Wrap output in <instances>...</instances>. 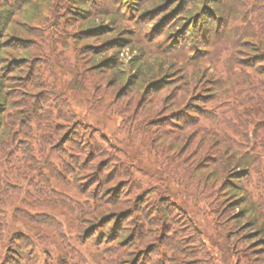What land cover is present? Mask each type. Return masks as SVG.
Wrapping results in <instances>:
<instances>
[{
	"label": "trees",
	"instance_id": "16d2710c",
	"mask_svg": "<svg viewBox=\"0 0 264 264\" xmlns=\"http://www.w3.org/2000/svg\"><path fill=\"white\" fill-rule=\"evenodd\" d=\"M26 1L0 0V250L7 249L4 254L5 264H49L50 254L43 241L61 240L58 243V262H62L64 255L75 253L68 247V240L63 234L66 228L63 223H73L75 226L72 229H77V240L81 243L87 235H96L95 243L100 248L93 243L97 248L93 257L99 264H117L122 256V244L126 241L121 240L123 234H116L121 227L106 232L110 242L105 246L98 241L96 234L99 231L100 235L104 230L96 231L91 227L83 232L80 230L86 214L95 211L101 203L99 199H91L88 193H84L83 184L78 179L79 172L82 171L81 162L86 161L84 155L94 153L95 148L75 143L69 144L68 151L63 145L45 151L46 142L42 137L36 135L25 144L24 129L21 126L14 129L15 124L10 121L14 120L17 111L10 112L13 113L12 120H4L12 105L11 97L17 94L16 79L21 75L27 77L30 68L25 65L29 63V59H33L38 49V45L34 43V37L39 36V33L34 32L36 16L32 15L33 19L30 20L23 14H28L26 9L31 8L34 2ZM74 1L76 2L72 4V0H67L77 16L71 18L72 25H82L77 33L85 35L77 37L75 41L84 43L83 46H94L92 42L104 39L102 44L93 47L92 56L99 58L96 62L93 61V67H99L97 69L103 76L111 77L110 83L122 80L117 89L118 94L123 89V95H128L123 106L126 107L135 100V113L138 105L144 108L145 116L135 122L131 121V116L124 117L127 128L143 119L142 125L147 120L158 119L148 118L155 113L157 107V102L150 100L155 93L170 87L171 83L168 84V81L173 79L167 78L169 74L184 69L185 65L198 69L204 60L214 64L224 63L220 75L210 86L206 85L208 80L203 79L204 72L201 69L192 76L183 74L181 84H177L183 88L176 93L171 92L172 97L164 104L170 110L175 108L170 114L180 122L192 119L195 123L197 120V129L203 131L202 135H212L220 141L211 142L212 147L204 157L203 167L206 179L212 185L219 186L217 192L221 201L226 193L230 202L226 205L222 202L223 206L217 210L220 205L207 197L206 190L209 186L204 180H200L197 174L200 170H197L196 164L180 160L177 166L167 170H174L175 173L172 174L176 179L190 183L198 196V202L204 203L201 207L203 212H219L230 205L235 212H242L239 217L231 219L232 224L227 229L226 236L229 238L232 234V238L235 236L238 242L241 240L242 250L252 246L253 252L264 251V48L260 46V49L255 50L258 46H251L249 40L264 35V8L252 0H244L247 10L241 7L235 10L230 5L231 0H214V7H221L222 14L214 15L210 8L204 7L197 17L196 0L194 4L192 0H95L101 6L97 13L91 12L92 8L86 4L94 0H82L85 8H82L83 4H78L80 0ZM187 5H193L192 8H196V11L185 13ZM101 12L106 13L104 15L118 16L129 28L119 27L113 19L108 24L97 22L96 16ZM178 12L185 13L186 20L173 27L181 17ZM22 16L25 17L24 20L20 19ZM230 16L232 20L228 23L239 24L228 29L227 18ZM189 19L192 20L187 25ZM167 20L170 23L165 27L168 25ZM151 22L154 25L149 26ZM64 23L68 24L67 20ZM126 30L132 31L129 36L132 42L130 45L118 37ZM228 30L232 31L229 33ZM133 33H136L134 42ZM257 34L260 36H256ZM107 35L111 36L104 38ZM215 36L217 38L214 39ZM133 44L140 48L137 52L143 56H134L132 73L128 78L119 57V49L131 46L130 49L136 50ZM257 44L264 46L261 40ZM111 49L115 51L112 54L109 52ZM146 58L151 63L144 62ZM159 70H164L165 73L156 75ZM199 82L202 83L200 90H211L204 95L195 96L197 98L193 101L196 103L189 104V100L185 98L194 95L190 93ZM95 86L91 83L92 89H98L99 85ZM100 98L102 97H98ZM165 107L162 104L158 111ZM34 109L32 107V112ZM23 118L24 116L21 120ZM157 126L158 131L165 135L159 130V123ZM75 135L78 134H74V139ZM176 137L182 141L178 142L179 151L188 145L183 141L192 140L184 138L180 133ZM100 182L101 180L96 185ZM111 183L112 186H108L106 191L116 186L113 181ZM44 193L48 197L47 201L42 198ZM31 200L35 202L30 203ZM245 216L246 222L243 221ZM104 220L107 222L109 218L105 217ZM246 223L248 227L240 231ZM7 233H10L9 237L6 236ZM37 235L42 236V240L34 238ZM192 237L194 236H186L187 239ZM92 242L94 240L86 239L85 244ZM227 248V244L222 246V251L226 258L233 260ZM104 254L112 257L107 260ZM257 258L264 259L262 256L254 257Z\"/></svg>",
	"mask_w": 264,
	"mask_h": 264
},
{
	"label": "rangeland",
	"instance_id": "374dc122",
	"mask_svg": "<svg viewBox=\"0 0 264 264\" xmlns=\"http://www.w3.org/2000/svg\"><path fill=\"white\" fill-rule=\"evenodd\" d=\"M28 1L34 3L31 4V8L26 9L28 14L25 12L23 14L30 20L33 19L32 15L36 16L34 32L39 33V36L34 37V43L38 45V49L33 59H29V63L25 65L26 68H30L27 77L21 75L16 79L17 94L11 97L12 105L4 120H12L13 113L10 112L17 111L14 120L10 121L15 124L14 129L17 130L19 126L24 129L25 144L36 135L42 137L46 142L45 151L59 145L65 146L64 149L68 151L69 144L75 143L84 147L92 145L95 148L94 153L84 155L86 161L81 162L82 171L79 172L78 179L83 184L84 193H88L91 199H99L101 203L95 211L86 214L81 232L90 227L96 231L104 230V233L98 235L99 231H97L96 234L98 241L103 242L102 245L105 246L110 242L106 232L121 227L116 234H123L121 240L126 241L122 244V256L117 264H264V259H254L255 256L264 257L263 250L253 252L252 246L242 250L241 240L238 242L235 236L232 238V234L229 235L230 239L226 236V231L232 224L231 219L239 217L242 212H235L231 205L220 210L222 212H203L201 207L204 203L198 202V196L190 187V183L176 179L172 174L175 173L174 170H167L169 167L177 166L180 160L196 164L197 170H200L197 172L200 180H204L209 186L206 190L207 197H211L215 204L220 205L217 210L223 206L222 202L225 205L230 202L226 193H223L224 197L221 201L217 192L219 186L212 185L206 179V171L203 167L205 166L204 157L208 155L207 151L212 147L211 142L220 141L212 135H202L203 131L197 129V126L199 127L197 120L195 123L192 119L186 120L189 122H180L170 114L175 108L170 110V107L164 104L172 97L171 92L176 93L183 88L182 85H177L181 84L183 74L192 76L199 73L201 69L204 72L203 79L208 80L206 85L210 86L220 75V69L224 67V63L214 64L204 60L198 69L185 65L184 69L169 74L167 78L173 79L168 81V84L171 83L170 87L163 92L155 93L156 95L150 100L157 102V107H155V113L148 118L158 119L147 120L143 125L144 119L140 120L128 127L129 131H127L124 117L131 116V121L135 122L145 116V111L141 105H138L135 113V100L128 106H123L127 102L125 99L128 95H123V89L118 94L117 89L122 80L120 79L121 82L118 83L114 81L110 83L111 77L103 76L97 69L99 67H93V61L96 62L99 59L97 56H92L93 47L102 44L104 39L92 42L94 46H83L84 43L75 41L77 37H85V35L77 33L82 25H72L71 18L77 16L67 0H27L26 2ZM213 1L196 0L197 17L200 11L203 12L204 7L210 8L214 15L222 14V8L217 9V5L214 7ZM252 1L264 8V0ZM75 2L72 0V4ZM80 3L83 4L82 8H85L82 0L78 1V4ZM98 3L94 0L86 4L92 8L91 12L97 13L101 8ZM192 3L194 4V0ZM230 5L235 10L237 7L247 10L244 0H231ZM192 6L187 5L185 13L190 14L196 11V8ZM185 13L178 12V16L181 17L175 21L173 27L186 20ZM104 14L106 13L101 12L99 16H96V21L108 24L113 19L119 27L129 28L128 24L120 20L118 16ZM24 16L20 19L24 20ZM226 16L225 12L224 17ZM65 20L68 24L64 23ZM191 20L189 19L186 24L188 25ZM227 20L228 29L235 28L239 24L228 23L232 20L231 16ZM166 23L168 25L165 27L169 26L170 20ZM152 25L154 22L149 24V26ZM131 34L132 31L126 30L118 37L122 39V42H128L130 45L132 44L129 37ZM135 34L133 33V42ZM110 36L107 35L104 38ZM261 36L249 39L251 46H258L255 50L264 48L261 44H257L259 40L264 42V35ZM134 46L136 50L130 49L131 46L128 48L123 46L119 49V57L122 59L124 72L128 78L132 73L134 56H138L137 58L143 56L142 53L137 52L140 48ZM109 52L112 54L115 51L111 49ZM143 61L151 63V60L147 58ZM163 73H165L164 70H159L156 75ZM91 83L92 86L99 85L98 89H92ZM201 84V82L199 85L195 84L194 91L190 93L194 95L191 98H185L189 100V104L196 103L193 101L194 98L211 90H200ZM175 86L178 87L175 88ZM173 88H175L174 91H172ZM98 97L102 98L98 99ZM162 104L166 107L159 112L158 108H161ZM118 106H120L119 110ZM32 107L35 108L34 112L31 110ZM22 116H24L23 120H21ZM164 120L167 122L164 123ZM158 123L160 127L164 126L159 127V130H162L165 135L156 128ZM179 133L186 139L192 138L190 142L183 141L188 145L181 151H179L178 142L182 143V141L176 137ZM74 134H78L75 135V139ZM202 169L204 171H201ZM99 180L101 182L96 185ZM112 181L116 186L106 191L108 186H112ZM42 195V198L47 201L46 194ZM34 202L30 201V203ZM228 209L232 211L229 212ZM105 217L109 218L107 222L104 220ZM244 218L242 220L246 222V216ZM63 225L66 226L63 234L68 240V247L75 253L64 255L65 259L58 262V243L62 241L45 240L43 244L50 254L49 264H99L93 257V252H97L93 243L100 248L95 243L96 235L86 236L88 241L94 240L92 244H85L86 239L81 243L77 240V229H72L75 224L63 223ZM247 227L248 223L244 224L240 231ZM91 233L93 234L94 231ZM189 235L194 237L187 239L186 236ZM6 236L9 237L10 233ZM34 238L42 240V236L37 235ZM5 243L4 245L7 246ZM226 244L229 247L227 251L231 253L233 260L226 258L222 251V246ZM182 247L185 248L182 249ZM6 250L5 248L0 250V264H5ZM103 256L107 260L112 257L105 254ZM237 256L240 258L237 259Z\"/></svg>",
	"mask_w": 264,
	"mask_h": 264
}]
</instances>
